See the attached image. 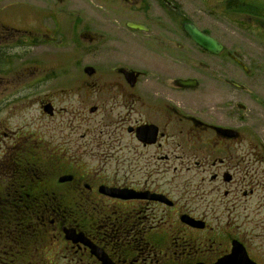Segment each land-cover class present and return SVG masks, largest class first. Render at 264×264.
<instances>
[{
  "label": "flooded vegetation",
  "instance_id": "flooded-vegetation-1",
  "mask_svg": "<svg viewBox=\"0 0 264 264\" xmlns=\"http://www.w3.org/2000/svg\"><path fill=\"white\" fill-rule=\"evenodd\" d=\"M100 1L119 5L121 11L106 15L125 19L127 30L141 34L139 63L116 57L106 72L97 63L85 65L91 74L75 77L68 92L43 91L44 77L32 72L26 91L0 93L11 103L0 111L6 114L0 118V196L56 195L69 198L72 208L44 209L34 222L50 233L47 242L30 248L18 241L20 248L27 246L19 250L0 243V259L22 258L11 264H214L235 244L239 256L244 252L251 263L264 264V154L252 143L242 154L244 86L238 76L247 72L245 56L211 29L181 18L175 0ZM209 2L202 0V21L210 16L222 26L226 14L249 18L260 40L264 0ZM47 17L60 34L57 16ZM43 21L41 28L31 29L28 47L39 35L47 38H36L43 42L56 41ZM128 21L145 29H130ZM186 22L215 39L220 52L195 45L181 28ZM81 25L75 22L72 28L81 39L76 49L90 57L102 39ZM178 30L202 55L199 63H178V51L185 48L178 43ZM7 39L0 35V42ZM21 74L16 70L4 88L19 86ZM15 79L20 82L14 85ZM188 79L192 86L179 85ZM2 82L0 77V87ZM216 127L238 134L225 137ZM65 159L79 166L54 176L57 188L63 187L55 189L44 168ZM63 175L71 177L58 182ZM63 227L74 228L79 240L66 241Z\"/></svg>",
  "mask_w": 264,
  "mask_h": 264
},
{
  "label": "rangeland",
  "instance_id": "rangeland-1",
  "mask_svg": "<svg viewBox=\"0 0 264 264\" xmlns=\"http://www.w3.org/2000/svg\"><path fill=\"white\" fill-rule=\"evenodd\" d=\"M175 1L181 18L193 20L200 26L211 29L230 50L239 54L243 53L245 56L243 59L248 61V63H243L247 67V72L245 73L244 70H241L238 76V79L244 86L239 100L243 106V109L240 111L242 120V154H247L248 149L246 146L252 143L262 148L263 152L261 154L263 155L264 32H260L261 41L258 40L255 29H253V22L249 18L241 21L235 19L234 15L230 14H226L223 17L225 23L221 24L222 26H218L216 21L212 20L210 16L205 23V20L202 21V6L204 5L202 4V0ZM211 1L217 2V0H210L209 3H212ZM260 5L262 6L258 2L257 7ZM211 6L216 8L215 5ZM121 10L122 8L117 4L105 3L100 0H0V27L6 25V27L10 26L18 29H35V27L41 25V17L45 16L43 23L47 24L48 30L51 31L48 33H52L56 39L53 43L37 39L36 45L28 48L11 46L0 49L2 51L0 61L4 62L0 64V77L3 80L0 93L4 92V90L7 92L9 90L26 91V77L32 72L34 75L44 77V82L47 84L42 89L43 91H58V89L62 88L65 92H68L67 88L69 85H72L74 78L83 74L82 68L85 65L95 66L97 63L98 68L106 72L109 63H112L116 57L123 56L129 63H139V56H141L139 39L141 38V34L127 30L123 25L126 21L125 19H115L110 13L106 15L107 12ZM152 10L157 11L155 8ZM49 15L57 16V23L62 27L60 34L53 31L51 17H47ZM213 17L217 16L213 15ZM259 21H262L264 25V19H260ZM75 22L78 25L82 24L78 28L81 29L83 25H87L93 34L101 37L102 41L97 43L94 55L90 57L86 53L83 56L79 55L75 44H78L81 39L78 37V31L72 29ZM243 22H246V24H242ZM249 29H252L251 32ZM7 34L10 33L7 32ZM182 34L178 30V43L182 47H185L184 50L178 51V63H199L203 59L202 55L197 52V49L193 45L187 44ZM18 37L26 39L27 35L23 32ZM42 37L43 40H47L45 36H40L39 38ZM57 39L60 40L59 44L56 43ZM116 39H119L121 43H118ZM23 41L26 43V40ZM16 70L22 71L21 75H23V78L21 82L18 79H15L13 82L14 85L16 84L15 82H20V85L12 89H9V87L7 89L4 88L3 83L9 82L10 79L14 78ZM10 104V99L4 98V95L3 97L0 95V111L9 108ZM4 113H0V118L6 117ZM9 123L11 124L12 121ZM77 166L79 164L67 159L59 163L52 161L47 163L44 171L48 175L49 185L55 189L63 188H57L55 185L56 179H53V177L61 171L74 170ZM262 214L263 212H261ZM254 229L255 233H257V228ZM259 234H257V240L254 241L255 244L260 242Z\"/></svg>",
  "mask_w": 264,
  "mask_h": 264
},
{
  "label": "trees",
  "instance_id": "trees-1",
  "mask_svg": "<svg viewBox=\"0 0 264 264\" xmlns=\"http://www.w3.org/2000/svg\"><path fill=\"white\" fill-rule=\"evenodd\" d=\"M68 201H70L69 198L63 200L56 195L49 196L48 199H45L43 195L0 196V243H3L8 250H14L15 244L16 249L19 250L27 246L23 245L20 248V245H17L18 241L26 242L30 248L41 242H47L50 233L38 228L34 220L38 219L39 214L46 208L52 210L60 205V207L72 209L71 201ZM21 259L1 258L0 264L18 263Z\"/></svg>",
  "mask_w": 264,
  "mask_h": 264
},
{
  "label": "water",
  "instance_id": "water-1",
  "mask_svg": "<svg viewBox=\"0 0 264 264\" xmlns=\"http://www.w3.org/2000/svg\"><path fill=\"white\" fill-rule=\"evenodd\" d=\"M128 27L133 29H143V26L128 22L126 24ZM183 31L189 36V38L201 48H204L210 52L218 53L221 50V46L211 37L203 34L199 31L192 23H183L182 24ZM84 71L88 74H91L92 69L90 67H85ZM181 86H192V80H179L178 82ZM48 109V107H47ZM217 131L225 136V137H236L237 133L231 129L227 128H216ZM70 179V176H61L59 178V182H65ZM113 196H117L116 194L108 193ZM184 219V218H182ZM185 222L189 223L188 219H184ZM64 236L67 240L71 242H77L80 238V235L76 234L74 229L71 228H63ZM250 264L249 260L246 256H239V251L235 249V245L233 246L232 253L228 256H225L218 260L215 264Z\"/></svg>",
  "mask_w": 264,
  "mask_h": 264
}]
</instances>
